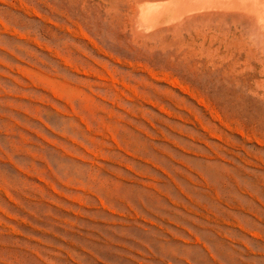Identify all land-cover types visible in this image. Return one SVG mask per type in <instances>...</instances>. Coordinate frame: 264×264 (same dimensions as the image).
Wrapping results in <instances>:
<instances>
[{
  "label": "rangeland",
  "instance_id": "rangeland-1",
  "mask_svg": "<svg viewBox=\"0 0 264 264\" xmlns=\"http://www.w3.org/2000/svg\"><path fill=\"white\" fill-rule=\"evenodd\" d=\"M171 1L0 0V264H264V93Z\"/></svg>",
  "mask_w": 264,
  "mask_h": 264
},
{
  "label": "bare ground",
  "instance_id": "bare-ground-1",
  "mask_svg": "<svg viewBox=\"0 0 264 264\" xmlns=\"http://www.w3.org/2000/svg\"><path fill=\"white\" fill-rule=\"evenodd\" d=\"M199 10L208 11L205 15L201 13L205 20L209 18L210 22H221L216 39L218 45L217 48H213V53H216L215 56L218 58V65L227 62L241 64L250 70L254 69L257 74L255 91L264 93V3L261 0H175L163 4L159 2L146 8L141 15V21L144 24H159L173 19L178 20L183 14ZM245 34L248 38L253 37L260 45H256L255 42L252 43L253 45L250 44L252 38L249 43L243 36ZM209 50L212 51V48ZM200 52L202 53V50Z\"/></svg>",
  "mask_w": 264,
  "mask_h": 264
},
{
  "label": "snow or ice",
  "instance_id": "snow-or-ice-1",
  "mask_svg": "<svg viewBox=\"0 0 264 264\" xmlns=\"http://www.w3.org/2000/svg\"><path fill=\"white\" fill-rule=\"evenodd\" d=\"M262 3H264V0H261Z\"/></svg>",
  "mask_w": 264,
  "mask_h": 264
}]
</instances>
